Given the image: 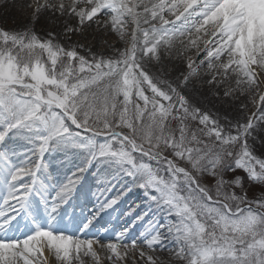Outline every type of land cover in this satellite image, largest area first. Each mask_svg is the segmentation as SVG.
I'll use <instances>...</instances> for the list:
<instances>
[{"label":"snow or ice","instance_id":"6c2138e0","mask_svg":"<svg viewBox=\"0 0 264 264\" xmlns=\"http://www.w3.org/2000/svg\"><path fill=\"white\" fill-rule=\"evenodd\" d=\"M20 7L0 28V264H264V0ZM90 30L115 41L71 42Z\"/></svg>","mask_w":264,"mask_h":264},{"label":"bare ground","instance_id":"6f19581e","mask_svg":"<svg viewBox=\"0 0 264 264\" xmlns=\"http://www.w3.org/2000/svg\"><path fill=\"white\" fill-rule=\"evenodd\" d=\"M24 2H25V0H15L16 7L11 6V4L13 3V0H7L8 6H4L6 3V0H3L2 2H0V22L6 23L12 19H19L21 24H26V23L29 24L31 20H29L27 18L26 15H28V14H25L26 10H24L20 7V5ZM54 25H55L54 21H51V20L44 21L42 19L41 22L37 23L35 26L41 27V29H44V30L60 31L59 27H55ZM60 39L63 40V37L61 36ZM73 39H74V41H75V39L77 40V38H75V37ZM87 39H89L88 43L83 42V41H78V43H82V44L87 43V45H89L95 51L98 50L103 43L100 33L99 34L98 33L93 34V36H91V37L87 36ZM217 107H218L219 113L223 115L225 112V108L227 106L217 103ZM156 254L164 257L165 259L169 258V256H170V253L167 251L162 252V253L158 252ZM101 255H103V254H101ZM89 264H90V261H89Z\"/></svg>","mask_w":264,"mask_h":264},{"label":"rangeland","instance_id":"374dc122","mask_svg":"<svg viewBox=\"0 0 264 264\" xmlns=\"http://www.w3.org/2000/svg\"><path fill=\"white\" fill-rule=\"evenodd\" d=\"M2 1L3 0H0V2H2ZM25 14H28L26 16H27V18L29 20H31L30 13L26 11ZM26 24H21L19 19H12V20H9V22H6V23L0 22V28L7 29V30H20L22 28V26H24ZM35 27H36V30L38 32L42 33L43 31H45L44 29H41V27H37V26H35ZM93 34H97V32H95L94 30H90V32L87 34V36L91 37V36H93ZM100 35L102 37L103 43H102L101 47L98 50H96V51H106L107 50V44L105 42L107 41V43H109V44L113 43L115 41V37L113 35H108V34H105V33H100ZM74 37L77 38V40L75 39V41H74V39H73ZM78 41H83V42H87L88 43L89 39H87V38L84 39L83 37H80L79 35L72 37V41H71L72 43H78ZM62 42H64L65 44L69 43L68 41H64V40H62ZM93 51H95V50H93ZM249 106L252 107L251 104H249ZM213 110L214 111L218 110L217 104H216V108H214ZM258 143H259V141H258ZM259 151H260V149L258 148V154H259ZM253 193H255L256 197L264 195V188H262L261 186H253V187L250 188V190L248 192L249 197H252ZM45 255H47V254H45ZM49 264H55V261L50 259L49 260ZM173 264H179V262L174 261Z\"/></svg>","mask_w":264,"mask_h":264}]
</instances>
